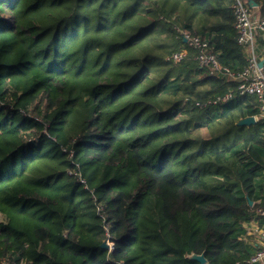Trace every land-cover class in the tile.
<instances>
[{
    "label": "trees",
    "instance_id": "1",
    "mask_svg": "<svg viewBox=\"0 0 264 264\" xmlns=\"http://www.w3.org/2000/svg\"><path fill=\"white\" fill-rule=\"evenodd\" d=\"M178 28L249 64L231 0H0V257L251 264L264 118Z\"/></svg>",
    "mask_w": 264,
    "mask_h": 264
},
{
    "label": "built area",
    "instance_id": "2",
    "mask_svg": "<svg viewBox=\"0 0 264 264\" xmlns=\"http://www.w3.org/2000/svg\"><path fill=\"white\" fill-rule=\"evenodd\" d=\"M234 14V27L237 31V40L244 47L249 64L242 70L236 71L228 66L221 65L217 51H214L209 39L203 35L191 34L179 29L186 42L196 50L195 58L203 67L209 68L211 73L221 74L229 81L237 83L236 94L246 96L254 94L259 102L260 117L264 118V68L259 65L264 57V17L259 13L255 6H251L248 0H231ZM187 55V50L182 49L174 52L170 58L174 61H181ZM234 92H229L222 98H217L214 102L225 101L233 97ZM258 120L259 117L255 115ZM84 181V179H82ZM258 213L264 216V210L259 209ZM105 222V221H104ZM254 228L259 229L257 221L252 222ZM107 229V225H106ZM261 244L256 243L258 248L249 257L248 263L261 264L264 262V230L259 232ZM107 246L113 247L114 242L107 240ZM24 260L20 252L0 257V264H23ZM25 263V262H24ZM120 264H125L120 262Z\"/></svg>",
    "mask_w": 264,
    "mask_h": 264
},
{
    "label": "rangeland",
    "instance_id": "3",
    "mask_svg": "<svg viewBox=\"0 0 264 264\" xmlns=\"http://www.w3.org/2000/svg\"><path fill=\"white\" fill-rule=\"evenodd\" d=\"M171 86H173V85H171ZM32 105H34V107L35 106H37L38 108L37 109H42L43 108V104H32ZM31 108V107H30ZM30 113L31 114H35V111H34V109H31V111H30ZM180 113V112H179ZM178 113V114H179ZM243 148V147H242ZM244 156H245V154H244ZM262 176V175H261ZM262 184H264V177L262 176V178L259 180ZM5 219V217L0 213V221H2V220H4ZM250 228V234H248L247 236H248V238L247 239H249L251 242H253L254 244H256V243H258V244H261V242H260V238H259V230L257 229V228H253L251 225L249 226ZM260 229V228H259ZM264 230V229H263ZM140 236V235H139ZM139 240H140V238L139 239H137V240H134V247L136 248V245L139 243ZM203 254H196V255H194V256H192V255H190V254H187L186 256H191L192 258H198V257H200V256H202ZM141 260H136V263L137 264H139V262H140ZM23 264H25L24 262H23ZM202 264H207V262L205 261L204 263H202Z\"/></svg>",
    "mask_w": 264,
    "mask_h": 264
},
{
    "label": "water",
    "instance_id": "4",
    "mask_svg": "<svg viewBox=\"0 0 264 264\" xmlns=\"http://www.w3.org/2000/svg\"><path fill=\"white\" fill-rule=\"evenodd\" d=\"M248 2H249V4L251 6H255V7L258 6V3L255 2L254 0H248ZM259 65L260 66L264 65V58L262 60H260ZM256 122H257V119L255 118V116L254 115H249V116H246V117L240 119L238 121V124H240V125H252V124H255ZM250 202H252V201H250ZM101 246L102 247H107V244L105 242H103ZM195 259H197L200 263H204L205 261L207 262V260H206L204 255H202V256H200L198 258H195Z\"/></svg>",
    "mask_w": 264,
    "mask_h": 264
},
{
    "label": "crops",
    "instance_id": "5",
    "mask_svg": "<svg viewBox=\"0 0 264 264\" xmlns=\"http://www.w3.org/2000/svg\"><path fill=\"white\" fill-rule=\"evenodd\" d=\"M262 43H263V45H264V40H262ZM263 48H264V46H263ZM263 58H264V57H263ZM253 221H255V220H252L249 224H247V226H246V232H245L244 234H242L241 237H242L245 241H247L248 244L254 246L255 244H254L253 242H251L249 239H247V238H248L247 235L250 234V229H249L250 227H249V226H250V225L252 226V222H253ZM256 221H257V220H256ZM257 223H258V226H259V228H260V229H258L259 232H260L261 229H264V225H260L258 221H257ZM252 227H253V226H252ZM253 228H254V227H253ZM190 255L194 256V255H196V254H195V253H191ZM190 258H192V257L190 256ZM194 259H195V258H194ZM206 260H207V259H206ZM207 264H208V261H207Z\"/></svg>",
    "mask_w": 264,
    "mask_h": 264
}]
</instances>
